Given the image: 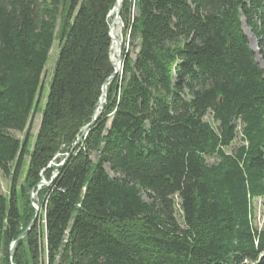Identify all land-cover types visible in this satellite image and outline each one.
Here are the masks:
<instances>
[{
	"label": "trees",
	"instance_id": "obj_1",
	"mask_svg": "<svg viewBox=\"0 0 264 264\" xmlns=\"http://www.w3.org/2000/svg\"><path fill=\"white\" fill-rule=\"evenodd\" d=\"M117 3L0 0V264H264V0H124L113 76Z\"/></svg>",
	"mask_w": 264,
	"mask_h": 264
},
{
	"label": "rangeland",
	"instance_id": "obj_2",
	"mask_svg": "<svg viewBox=\"0 0 264 264\" xmlns=\"http://www.w3.org/2000/svg\"><path fill=\"white\" fill-rule=\"evenodd\" d=\"M115 8H114V10H115ZM114 10L112 11L110 17H112V14H114L113 13ZM115 17L116 16H114V19H113V21H112V23H111L110 26L113 25L114 20H115ZM113 31L115 32V35H116L118 41L121 44V51H122L121 57H122L124 51H126V50L128 51V50H131V49L129 48V37L128 36L126 37L123 34L124 26H123L121 20H119L118 22L115 23L113 30L110 32V36L112 35ZM243 31L245 33V36L248 39L250 48L255 53V61L259 64L260 68L262 70H264V60L262 59V57L260 55V49H259V46H258V41L254 37V35L252 34V32L246 27L244 21H243ZM251 44L253 45V47H256L257 52H255L253 50V47H252ZM59 51H60L59 43L57 41H55V43L53 45V48H52V50L50 52L49 61H48V64H47V66L45 68V72H44V75H43V80H42L43 81V96H42L43 98H42V102H41V105H40V109H39L38 113L33 117V121H32L31 134H32L33 139H32L31 144H30V151L32 150V147H33L35 138H36V136H37V134L39 132V129H40L41 119H42V111L44 109V106H45V103H46V99H47V96H48V93H49L50 82H51V79H52V76H53L54 67H55V64H56V61H57V58H58V55H59ZM111 57H112V62L115 64V62L117 60V51L115 49L114 43L112 45V54H111ZM121 71H122V59H121V62H120V72ZM14 136L16 138L20 139V140L23 139V135H21V134L15 133ZM239 145H240V141L238 139L234 143V145L232 146V148H230L228 150V153L229 154H232L233 151ZM207 162L209 164H214V163L217 162V160L216 159H209L208 158L207 159ZM28 164L29 163H28V159H27L26 160V163H25L23 175H22V178H21V183H23V181L25 179V175H26L27 170H28ZM57 174H58V172H55L54 176H56ZM43 183H46L47 184V185L45 184L43 186H49L51 184V182H47V181H44ZM10 188H11V182H10V180L0 172V194L8 195L10 193ZM31 197L33 198L32 200H33L34 208L37 205H39V207H40L39 208V212L37 213L35 219L36 220L37 219L39 220L40 230L43 231V226H44V219L43 218H44V216L42 215L43 214V212L41 211L42 205H41L39 196H37L33 192H31ZM254 208H255V212H254V216H255L254 228L258 229V231H260V232H264V199L256 200L254 202Z\"/></svg>",
	"mask_w": 264,
	"mask_h": 264
},
{
	"label": "water",
	"instance_id": "obj_3",
	"mask_svg": "<svg viewBox=\"0 0 264 264\" xmlns=\"http://www.w3.org/2000/svg\"><path fill=\"white\" fill-rule=\"evenodd\" d=\"M123 3H124V0H118L117 7L114 10L116 12V17H115V20H114L113 25L110 28V32L113 30L115 23L120 20V13H121V9H122ZM111 39H112L113 43H115L116 51H117V60L115 62V66L118 67V68L115 67V73L113 75V76H116L120 72V62H121V59H122V57H121L122 51H121V44H120V42H118V40H114V38L112 37V35H111ZM102 92H103L104 101L100 104L99 108L96 110L95 115H94V117L92 119V123L91 124H93L96 121L97 116H98V110L102 107L103 104H105L107 102V85L106 84L103 86ZM88 128H89V126L84 130L82 136L77 140L76 144H78L82 140V138L84 137V135L87 133ZM45 184L46 183H42L41 185L43 186ZM39 208H40L39 205L35 206V210H36L37 213L39 212ZM35 222H36V219L33 220V222L31 223V225L27 229V231H29L34 226ZM22 239H23V235L19 237L18 241L19 240H22ZM16 244H17V242L13 243V245L11 247V251H10L11 255L14 252V249H15Z\"/></svg>",
	"mask_w": 264,
	"mask_h": 264
},
{
	"label": "bare ground",
	"instance_id": "obj_4",
	"mask_svg": "<svg viewBox=\"0 0 264 264\" xmlns=\"http://www.w3.org/2000/svg\"><path fill=\"white\" fill-rule=\"evenodd\" d=\"M114 14H115V16H116V12L114 11L113 12ZM113 15V14H112ZM115 31V30H114ZM113 31V33H112V37L114 38V40H118L117 39V37H116V35H115V32ZM248 33V32H247ZM119 42V41H118ZM252 45V44H251ZM114 46H115V43H114ZM252 47H253V45H252ZM115 49H116V46H115ZM253 50L255 51V52H257V49H256V47H253ZM114 66H115V64H114ZM116 67V66H115ZM116 68H118V67H116ZM104 101V100H103ZM102 101V102H103ZM103 106V105H102ZM99 111V110H98Z\"/></svg>",
	"mask_w": 264,
	"mask_h": 264
}]
</instances>
